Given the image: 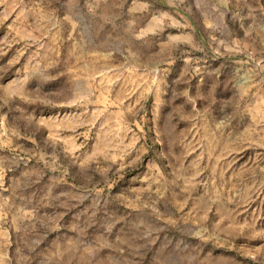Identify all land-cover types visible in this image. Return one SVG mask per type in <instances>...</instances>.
<instances>
[{
	"label": "rangeland",
	"instance_id": "1",
	"mask_svg": "<svg viewBox=\"0 0 264 264\" xmlns=\"http://www.w3.org/2000/svg\"><path fill=\"white\" fill-rule=\"evenodd\" d=\"M0 264H264V0H0Z\"/></svg>",
	"mask_w": 264,
	"mask_h": 264
}]
</instances>
